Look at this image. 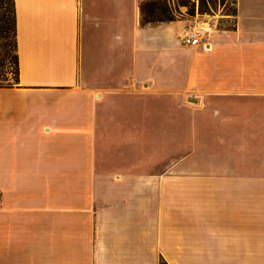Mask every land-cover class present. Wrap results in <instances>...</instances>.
I'll return each instance as SVG.
<instances>
[{"label": "crops", "instance_id": "obj_1", "mask_svg": "<svg viewBox=\"0 0 264 264\" xmlns=\"http://www.w3.org/2000/svg\"><path fill=\"white\" fill-rule=\"evenodd\" d=\"M145 1L12 0L0 264H264V0L196 46Z\"/></svg>", "mask_w": 264, "mask_h": 264}, {"label": "rangeland", "instance_id": "obj_2", "mask_svg": "<svg viewBox=\"0 0 264 264\" xmlns=\"http://www.w3.org/2000/svg\"><path fill=\"white\" fill-rule=\"evenodd\" d=\"M232 8L233 0H172L168 7L167 16H172L173 19H195V21L207 23L206 27H208L210 23L207 20L210 15L223 14ZM0 19L2 20L0 21V84H14L17 67L11 0H0ZM228 25L227 23L226 26ZM161 264L165 263L161 262Z\"/></svg>", "mask_w": 264, "mask_h": 264}, {"label": "trees", "instance_id": "obj_3", "mask_svg": "<svg viewBox=\"0 0 264 264\" xmlns=\"http://www.w3.org/2000/svg\"><path fill=\"white\" fill-rule=\"evenodd\" d=\"M168 7H169V3L166 0H148V1L143 2L140 5L141 21L145 23L147 22L156 23L158 21L172 20L173 19L172 16H167ZM227 13L234 14L235 13L234 7ZM158 14H160V16H158ZM12 16H13V8H12ZM0 21L2 20L0 19ZM13 35H14V42H15L14 18H13ZM15 58H16V67H17V55L16 54H15ZM0 86H2V84H0Z\"/></svg>", "mask_w": 264, "mask_h": 264}, {"label": "built area", "instance_id": "obj_4", "mask_svg": "<svg viewBox=\"0 0 264 264\" xmlns=\"http://www.w3.org/2000/svg\"><path fill=\"white\" fill-rule=\"evenodd\" d=\"M170 1H168L169 4ZM193 20H191L190 24L185 26L178 35V40L182 45L196 46L204 44L202 42L203 36L208 32L209 26L205 29L203 25H206L207 23L195 21V19Z\"/></svg>", "mask_w": 264, "mask_h": 264}, {"label": "water", "instance_id": "obj_5", "mask_svg": "<svg viewBox=\"0 0 264 264\" xmlns=\"http://www.w3.org/2000/svg\"><path fill=\"white\" fill-rule=\"evenodd\" d=\"M190 100H193L192 98H189Z\"/></svg>", "mask_w": 264, "mask_h": 264}, {"label": "bare ground", "instance_id": "obj_6", "mask_svg": "<svg viewBox=\"0 0 264 264\" xmlns=\"http://www.w3.org/2000/svg\"><path fill=\"white\" fill-rule=\"evenodd\" d=\"M204 27V26H203ZM206 29V27H204Z\"/></svg>", "mask_w": 264, "mask_h": 264}]
</instances>
